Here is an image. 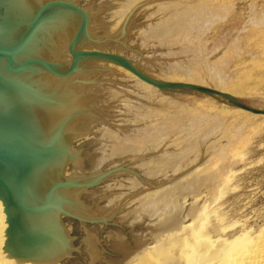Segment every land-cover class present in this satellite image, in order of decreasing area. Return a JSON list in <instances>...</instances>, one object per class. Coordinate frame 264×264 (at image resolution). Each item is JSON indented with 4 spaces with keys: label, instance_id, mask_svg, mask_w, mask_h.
Returning a JSON list of instances; mask_svg holds the SVG:
<instances>
[{
    "label": "rangeland",
    "instance_id": "1",
    "mask_svg": "<svg viewBox=\"0 0 264 264\" xmlns=\"http://www.w3.org/2000/svg\"><path fill=\"white\" fill-rule=\"evenodd\" d=\"M109 1L114 7L109 11L108 20L112 29L116 30L134 8L144 0ZM167 1L173 0L154 1L142 6L137 11L141 19L148 23L142 26L128 41V45L136 46V50L119 48L116 55L139 64L146 73L163 81L186 83L224 92L244 100L250 106L264 110V0H199L196 4L194 1L197 0H194L188 4L189 11H193L195 7H203L208 10L215 9L216 15H212L205 21L204 25L206 26L202 30L199 28L193 32L192 43L178 38L172 40L173 42L168 41L169 43L166 44L161 43L163 41L161 38L159 41L158 35H156L157 37L155 34H153L155 37L151 36L150 26L163 19L165 15L161 11L160 4ZM126 4L128 5L123 6ZM121 8L125 9L121 10ZM193 40L197 41L193 43ZM189 70L192 73L190 77L187 75ZM195 78L199 81L198 84L195 82ZM121 82L123 85L117 84V87L148 101L150 104L130 96L118 88H112L110 95L115 104L119 125L134 126L111 128L105 123H100L87 135L74 138L73 144L85 168L97 170L111 159L131 154H148L162 149L161 152L151 157L127 166L147 179H157L183 172L201 157L205 159L178 178L131 199L122 212L107 220L89 221L61 214L75 246L73 251L57 264H127L138 259L137 255L140 257L144 255L147 258V264H157L150 257L149 250H153L158 245L157 233L162 232L156 228L157 223L160 221V217L163 219L166 214L163 216L156 214L160 212L163 205L160 207L161 201L160 204L157 201L159 205L151 203L154 200H151V197L158 200L157 195L162 197L161 194L165 189L172 188L174 184L185 177L187 178L193 171L200 170L209 160L210 162L214 159L219 161L225 155L229 156L228 159L231 157L232 175L229 178L230 181L224 184L223 194L221 193L217 201L206 200L208 191L204 186L199 192H193L190 188L183 189L187 192L182 191V194L176 196V200L182 206V214L179 233H177L178 239H180L179 246L173 251V254L178 258L181 257V264H186L185 255L181 252L186 238L189 237L191 242L197 243L198 241V238L195 240L192 234L193 225L190 226L193 223V218L188 215L189 209L195 204H204L206 218L202 231L205 236H209V239L211 237L212 240L219 238L231 240L242 235L248 239L249 244L246 243V250L255 249L261 237L262 240L264 237V114L251 113L250 110L233 105L175 98L172 94L164 93L153 82L147 81L145 78L142 79V76L128 69H125ZM165 114L170 115L166 116ZM165 117H174L178 120L180 117L181 119L186 117L187 126H184L186 130L182 131L181 125L178 123L174 124H178L179 127L173 123V126L170 123L167 124L170 120L167 121ZM162 119L166 125L163 124ZM188 120H192L191 124ZM157 123H159L157 127L160 126L159 130L156 127ZM149 129L155 131L157 136H163H154ZM191 131L192 133H190ZM149 133L151 136L146 137V134ZM140 134H145L146 139ZM144 140L145 143L147 141V146L144 145ZM118 141L120 146L128 144L127 148H123V151L126 150L125 152H116L118 149L122 151L120 146L115 145V143L119 144ZM132 142L137 150L133 147ZM130 145H133V149L128 151ZM136 145L138 146L136 147ZM142 145L144 147H141ZM180 152L184 154L181 159H179L182 155ZM156 158L159 159V163ZM167 160L173 162L170 163ZM124 161V159L117 160L111 163L107 169L120 166ZM166 161L171 165L165 164ZM154 162L159 165L164 162L166 166L162 164V168L161 166L156 168ZM172 164L175 165L172 167ZM146 169L151 171H146ZM145 185L134 175H123L108 181L109 189L124 191L111 195L106 199L105 205H113L131 194L132 191L141 189ZM151 204H156L158 210L157 206L156 209H153ZM1 208L3 211L2 206ZM4 224L3 232L5 233ZM166 232L168 231L164 233ZM2 236L4 242L5 236ZM2 247L4 244L0 248L1 254L4 255ZM244 255L246 258L251 256H247V251ZM242 258L246 259L245 256Z\"/></svg>",
    "mask_w": 264,
    "mask_h": 264
},
{
    "label": "water",
    "instance_id": "2",
    "mask_svg": "<svg viewBox=\"0 0 264 264\" xmlns=\"http://www.w3.org/2000/svg\"><path fill=\"white\" fill-rule=\"evenodd\" d=\"M159 0H144L118 29H112L109 0H0V201L5 217V259L10 264H57L74 249L61 214L104 221L127 203L198 165L175 175L147 179L128 165L151 157L131 154L101 169L84 167L73 139L100 123L119 125L112 88H121L125 69L186 101L263 109L224 92L169 83L137 63L116 55L136 50L128 41L145 24L137 11ZM124 159L120 166L107 169ZM123 175L146 185L113 205L106 199L124 190L107 187Z\"/></svg>",
    "mask_w": 264,
    "mask_h": 264
},
{
    "label": "bare ground",
    "instance_id": "3",
    "mask_svg": "<svg viewBox=\"0 0 264 264\" xmlns=\"http://www.w3.org/2000/svg\"><path fill=\"white\" fill-rule=\"evenodd\" d=\"M173 1H169V2H173V3H169L167 1L166 3L160 4L161 11H163V13H164L165 16H163V19H160V21L157 24H155L153 26L152 25L150 26V33L152 34L151 36L153 37L154 36L153 34H155V36L158 35L159 41H160V38H161V40H163V41H161V43L164 42L166 44H167L168 41L171 42L172 40L174 41L175 39L177 40L178 38H181L182 40H186L189 43H192V39H193V36H194L193 35V32L195 30H197V29L199 30V28H200V30H202V28H204V26H206V25H204L205 24V21L208 20L209 17H211L212 15H216V10L215 9L208 10L207 8H203V7H195V9L193 11H189L188 4L191 3V2H193L194 0H173ZM198 1L199 0L194 1V4H196ZM127 5L128 4L123 5V6H127ZM123 9H125V8H123ZM123 9L121 8V10H123ZM118 14L121 15L120 13H118ZM150 33H149V35H150ZM151 36H149V37H151ZM165 38H166V40H165ZM201 41H202V39H201ZM195 42L193 40V43H195ZM191 74L192 73H190V70H189V73H187V75H189V77H190ZM189 77H188V79H189ZM185 79H187V77ZM192 79L194 80V78H192ZM195 82L198 84L199 81H197V79H196ZM167 110H169V109L167 108ZM172 114H173V111H172ZM165 115L167 116V115H170V114H165ZM150 116H152V115H150ZM157 117H159V116H157ZM165 118L167 119V121L170 120V122H168L167 124L170 123V125H172V123H173V125H176L178 127H179V125H181V128L180 129L182 131L185 129L184 126H187L186 123H185L186 120H187L186 117H182V119L180 117L179 120L176 119V118L174 119V117H171V118L165 117ZM162 120H161V122H162ZM173 121H175V122H173ZM188 122L190 123V122H192V120L191 121L188 120ZM174 123H178L179 125L178 124H174ZM158 124L159 123H157L156 127L158 126ZM163 124L166 125L165 121L163 122ZM159 127H157L158 130H159ZM163 127H165V126L163 125ZM178 127H176V128L178 129ZM154 128L155 127H153V129ZM168 129H171V128L168 127ZM109 130H111V129H109ZM155 130H156V128H155ZM171 130H173V128ZM192 131L190 133H192ZM139 132H141V131H139ZM154 132L155 131L152 130L151 131V134L153 133L154 136H157L156 132L155 133ZM162 132H159V133H162ZM113 134H115V133H113ZM144 135H141L140 134V136H144ZM148 135H149V137L151 136L150 133H149V134H146V137ZM158 136L159 137H162L163 135L162 136L158 135ZM129 137H131V136L129 135ZM132 138H130V139H132ZM144 138H145V136H144ZM150 140L152 141V139H150ZM116 143H117V141H116ZM116 143H115V145L120 146V142H119V144H116ZM127 143H128V140H127ZM146 143H147V141H146ZM146 143H145V140H144V145L145 146L148 145V144L146 145ZM121 144H122V142H121ZM132 144L134 145V142H132ZM138 144H139V142H138ZM126 145L128 147V144H126ZM126 145L123 146V144H122L119 147L120 149H122V151H120L118 149L119 150V152H118V150L116 151L115 150L116 148H115L114 149V152L115 151L117 153L125 152L126 150L123 151V148L124 149L127 148ZM180 145H181V143H180ZM114 146H112V147H114ZM118 146H115V147H118ZM132 146L130 147V149H127V150L128 151L129 150H132L133 149ZM137 146L138 145H136V147ZM133 147L135 148V145ZM141 147H144V146L142 145ZM145 148H147V147H145ZM145 148H143V149L145 150ZM184 149H186V148H184ZM135 150H137V149L135 148ZM185 151H188V150H185ZM183 155L184 154H182L179 159H181L183 157ZM166 158H164V159H166ZM228 158H229V156L227 157L225 155L219 161H215V159L214 160L211 159L212 161L210 162V160H209L207 162V164H205V166H203L200 170L195 171V172L193 171L192 173L189 174V176H187V178L185 177L183 180L181 179V181L177 182L173 186L171 185L172 188L165 189L166 191L164 190V192L162 190V192H163V194H161L162 197H160L159 195H157L155 193V195H157L158 198L155 195L154 196L158 200H155V198H152L151 197V200L154 199L153 201H151V203L153 202V203H156V204H158V203L160 204V201H161L160 207H161V205H163V207L160 209V212H157L156 214H159L161 216H163V215L166 214L165 216H163L164 217L163 219L160 217V221H159L160 223L159 222H158L159 224L157 223L158 226L156 228L159 231L162 232V233H159L157 231L159 233V234L157 233V243H158V245L153 250H149V253L150 254L148 253L149 255H151L150 257H152V259H154L157 264H181L182 263L181 257L178 258L175 254H173V251L176 250L178 248V246H179L180 239H178V234L177 233H179L178 232V229L180 228V226H179L180 225V216L182 214V206L176 200V198H177L176 196H179L180 194H182V191H184L183 189L186 190V189L190 188L193 192H199L200 189H201V187L204 186L207 189V191H208V193H207V199L206 198L205 199L206 200H210V202H212V200H216L217 201V199L219 198V196L221 195V193L223 194V191H224L223 190L224 189L223 186H224V184H226L227 181H230L229 178L232 175L231 174V170H232L231 168H232V165L233 164H232L231 157H230V159H228ZM159 159H162V158L159 157ZM156 160H157V158H156ZM167 161H169V160H167ZM167 161L165 162V164L167 163V165H169L170 163L173 162V161H169L170 163L168 164ZM155 162H154V165L156 166V168L159 167V166H161V168H162V166H163L162 164H164V162L161 163L160 165L158 164L160 161H158L157 164ZM149 163H150V161H149ZM149 163H147V164H149ZM150 164L153 165V163H150ZM174 165L175 164H172V167ZM149 168H151V167L149 166ZM146 171H149L150 172L151 170H149V169L147 170L146 169ZM184 192H187V191H184ZM159 194H160V192H159ZM182 196H184V195H182ZM147 198L149 200V197H147ZM157 201H159V202L157 203ZM1 204H2V202L0 201V248L4 244V242H3V238L4 237L2 235L5 236V233L3 232V228H4L3 227V224L5 223L4 222L5 221V217H4V214H2L3 211H4V206H3V204L2 205ZM156 204H154V205L151 204V206L154 207L153 209H156L155 208L157 206ZM1 206L3 207V211H2ZM157 210H158V206H157ZM153 212H154V210H153ZM188 215H190V217L193 218V221H192L193 223L190 226L193 225L192 234L194 235L193 237H195V240H197L196 238H198V241H197V243L196 242H191V240L189 239V237L186 238L185 244H183L184 246H183V249L181 251L182 254L185 255L186 264H238V262H239V264H264V237H263V240H262V237H261L260 242L257 239V242H259V243L256 245V248L254 247L255 249L246 250V247L245 246L247 244H249V243L247 241L248 239L244 238L245 236H242L241 235V236H238V237H236L234 239H231V240L223 239V238H219L217 240H212L211 237L209 239L208 238L209 236L207 237V235L206 236L204 235V233L202 231L203 230L202 228L204 226V221H205V218H206L204 204H201V205L195 204V205H193L189 209ZM3 218H4V221H3ZM186 227H183V228L185 229ZM165 231H168V232L164 233ZM1 236H2V238H1ZM258 238H260V237H258ZM2 242H3V244H2ZM2 248L4 249V247H2ZM245 250L247 251V254H248L247 256H249V255H251V256H249V257L246 258V255H244V253L246 252ZM137 256H139L138 259H135L133 261L128 262V260H129L128 259L127 260V262H128L127 264H147V261H146L147 258H145L144 255L143 256L141 255L142 257H140V255H137ZM242 256L243 257L245 256L246 259L244 260L242 258ZM246 260H248V261H246ZM244 261H246V263H243ZM0 264H10L5 259V254L4 255L1 254V250H0Z\"/></svg>",
    "mask_w": 264,
    "mask_h": 264
}]
</instances>
